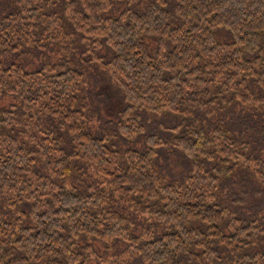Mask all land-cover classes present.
Instances as JSON below:
<instances>
[{
    "label": "trees",
    "instance_id": "16d2710c",
    "mask_svg": "<svg viewBox=\"0 0 264 264\" xmlns=\"http://www.w3.org/2000/svg\"><path fill=\"white\" fill-rule=\"evenodd\" d=\"M141 1L0 0V264H264V0Z\"/></svg>",
    "mask_w": 264,
    "mask_h": 264
},
{
    "label": "rangeland",
    "instance_id": "374dc122",
    "mask_svg": "<svg viewBox=\"0 0 264 264\" xmlns=\"http://www.w3.org/2000/svg\"><path fill=\"white\" fill-rule=\"evenodd\" d=\"M149 2V0H142L141 4L142 7H146L147 3ZM83 55V54H82ZM58 56V55H57ZM87 58H90L87 57ZM94 66H90L89 68H87L86 72V82H85V96L84 99L86 98L88 100L89 95H92V93L95 90V84H96V78L93 77L94 76ZM9 98H7L4 102H6ZM8 103V102H6ZM5 103V104H6ZM114 105V100L111 101L110 105L108 106H113ZM109 109H105V111H103L102 115H104L107 118H113L111 112L108 111ZM161 117L157 118V117H153L151 122L149 123V125L147 126V130L148 132H154V133H160L163 136H167L170 134L171 131H173V129H171L172 127H174L176 124H173L171 121H169L168 119L165 120L164 126H160L159 123L161 122ZM160 120V122H158ZM103 125L106 123L105 120H103ZM179 121V120H177ZM177 123V122H176ZM89 127L90 129L95 133V132H100L101 131V126L99 124V121L96 118H92L90 123H89ZM95 134H99V133H95ZM143 138L139 137L135 142L133 141H125L122 139H119L116 141V144L118 146V148H120L121 150H125L129 147H133L136 149H143V142H142ZM159 162L162 164L161 167L163 168V170L165 171V173L171 178L174 179L173 177H178L181 176L185 170L184 166H189V159L186 158L185 155H183L181 152H179L178 150H164L161 154V157L159 159ZM184 168V169H183ZM92 176L93 178L92 181L89 180L90 184H94V180L96 181L99 180L100 178L98 176L95 175V173L92 172ZM254 181L251 178V176L249 174L243 173V172H237L236 174L232 175L231 178H228L224 181L223 185L226 184L227 187V191L229 193V197L230 200L227 202L228 200V194L226 191V187H224V191L222 193V198L224 197L226 199V204L231 206L232 208H234L235 210H237L241 215L243 214V208H239L236 209V207L234 206L233 203L231 202H242L243 200L245 201V204L248 205V208H250L251 210H254V207L257 209V212L255 210L254 212V217L258 216V212L260 210L264 209V205H256L253 206L255 202L254 201V195H255V191H253L252 189L254 188ZM231 184V185H230ZM103 186H105V184H103ZM239 196V197H237ZM264 201V198H261V202ZM119 206V205H118ZM253 206V207H252ZM124 211L126 214H129V216H134L132 214H130L129 209L127 210L126 208H124ZM251 212V211H250ZM252 213V212H251ZM246 216L249 217H253L250 214H246ZM137 220L140 222V217L137 218ZM142 227V225L139 223L137 225V227H135L132 232L133 233H139L140 232V228ZM135 231V232H134ZM100 247V251L101 254L103 256V258H106L109 254H111L112 252H114V250H111L110 252H105V250L103 249V247ZM124 248V244L120 245V249ZM107 250V248H106Z\"/></svg>",
    "mask_w": 264,
    "mask_h": 264
},
{
    "label": "bare ground",
    "instance_id": "6f19581e",
    "mask_svg": "<svg viewBox=\"0 0 264 264\" xmlns=\"http://www.w3.org/2000/svg\"><path fill=\"white\" fill-rule=\"evenodd\" d=\"M94 202V201H93ZM113 259V258H112ZM113 261V260H112ZM114 262V261H113ZM38 263V262H37Z\"/></svg>",
    "mask_w": 264,
    "mask_h": 264
}]
</instances>
